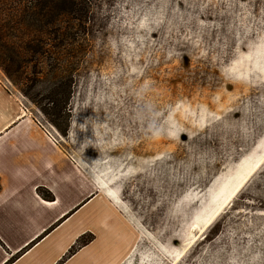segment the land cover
Masks as SVG:
<instances>
[{
    "label": "rangeland",
    "instance_id": "374dc122",
    "mask_svg": "<svg viewBox=\"0 0 264 264\" xmlns=\"http://www.w3.org/2000/svg\"><path fill=\"white\" fill-rule=\"evenodd\" d=\"M88 2L67 135L0 83L117 204L97 264H264V0Z\"/></svg>",
    "mask_w": 264,
    "mask_h": 264
},
{
    "label": "crops",
    "instance_id": "0c3cea01",
    "mask_svg": "<svg viewBox=\"0 0 264 264\" xmlns=\"http://www.w3.org/2000/svg\"><path fill=\"white\" fill-rule=\"evenodd\" d=\"M114 212L101 183L0 83V264H97L115 241L103 223Z\"/></svg>",
    "mask_w": 264,
    "mask_h": 264
},
{
    "label": "trees",
    "instance_id": "16d2710c",
    "mask_svg": "<svg viewBox=\"0 0 264 264\" xmlns=\"http://www.w3.org/2000/svg\"><path fill=\"white\" fill-rule=\"evenodd\" d=\"M88 1L0 0V68L63 135L70 127L74 75L85 50ZM44 80L47 95L32 93Z\"/></svg>",
    "mask_w": 264,
    "mask_h": 264
},
{
    "label": "built area",
    "instance_id": "2783aa9c",
    "mask_svg": "<svg viewBox=\"0 0 264 264\" xmlns=\"http://www.w3.org/2000/svg\"><path fill=\"white\" fill-rule=\"evenodd\" d=\"M20 104L22 108L25 109L24 105L22 103ZM37 123L43 128V130L45 131V133L47 134L50 140H52L54 143H57V144L60 143V140H59L60 136L58 135L55 128L48 121H45V123L42 121H37Z\"/></svg>",
    "mask_w": 264,
    "mask_h": 264
},
{
    "label": "bare ground",
    "instance_id": "6f19581e",
    "mask_svg": "<svg viewBox=\"0 0 264 264\" xmlns=\"http://www.w3.org/2000/svg\"><path fill=\"white\" fill-rule=\"evenodd\" d=\"M240 186V185H239ZM220 210V209H219ZM140 239V238H139ZM140 241V240H139Z\"/></svg>",
    "mask_w": 264,
    "mask_h": 264
}]
</instances>
